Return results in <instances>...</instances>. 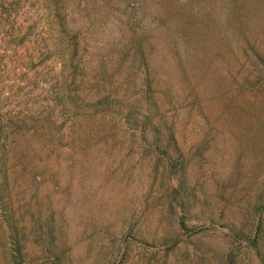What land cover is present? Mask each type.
Instances as JSON below:
<instances>
[{"label": "rangeland", "instance_id": "obj_1", "mask_svg": "<svg viewBox=\"0 0 264 264\" xmlns=\"http://www.w3.org/2000/svg\"><path fill=\"white\" fill-rule=\"evenodd\" d=\"M111 2L0 0V264H264V105L231 0H142L129 21ZM144 97L175 126L125 124Z\"/></svg>", "mask_w": 264, "mask_h": 264}, {"label": "trees", "instance_id": "obj_2", "mask_svg": "<svg viewBox=\"0 0 264 264\" xmlns=\"http://www.w3.org/2000/svg\"><path fill=\"white\" fill-rule=\"evenodd\" d=\"M84 3L88 2L91 7V0H83ZM134 2L126 3L125 0H112L110 5L108 6V11L104 12L105 14H109L111 18H121L125 17L128 21L131 16L140 6V2L142 0H133ZM139 2V3H138ZM112 6V7H111ZM253 6V5H252ZM249 6V3L247 0H231L230 6L227 8L225 7L223 11L220 14V19H222V25L230 36L227 37L225 35V38H230L229 42H233L236 40L238 44L234 45L236 47L238 45V48L243 49V61H241V66L244 68V72H242V75L239 77L240 83H242V86L247 89V95L250 96V98H253L254 101H256L259 104L257 105H264V40L257 42L254 41L253 43L250 41H246L244 36L242 34V24L241 22H245V20L242 18L243 14L249 10L251 12V9ZM140 19V18H139ZM208 19V20H207ZM140 21V20H139ZM206 21L213 22L215 21L213 18V13H208V16L201 22L205 23ZM216 22V21H215ZM73 39V40H72ZM71 46L74 51H78L79 47V34L74 33L71 38ZM231 48V47H230ZM229 48V49H230ZM236 52V51H235ZM246 58V59H245ZM74 58H69V61H74ZM141 67H149V65L145 62L140 63ZM145 67V68H146ZM148 82L146 83V88L142 87L141 90L144 92H150L151 88V81H149V76H147ZM102 98L96 102H94L95 107L101 106L103 102L110 103L109 99L112 97V95L108 94L104 95ZM108 98V99H106ZM115 99V97H113ZM153 102V104L156 106V113L158 112V109H160V106L158 104V101L154 99V97H144V99H135L134 103L137 106H132L129 108L128 111L124 112L122 117L125 124L139 129L140 127L144 128V131L148 128L149 130L153 131L156 134L163 133L162 131L164 129H170L171 127L175 126L174 122L169 121V117H165L166 115H161L159 117H156L151 108H150V102ZM139 103V105H138ZM140 106V107H138ZM97 110V109H96ZM3 134V131L1 132V135ZM173 137V136H172ZM174 139V138H173ZM158 142V139L155 140ZM170 143H172V139H169ZM172 144H175L174 142ZM196 198H194L195 201ZM263 204V205H262ZM259 206H264V201L262 203H258ZM211 220H213L211 218ZM184 226H187L185 221H182Z\"/></svg>", "mask_w": 264, "mask_h": 264}]
</instances>
